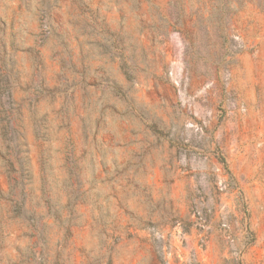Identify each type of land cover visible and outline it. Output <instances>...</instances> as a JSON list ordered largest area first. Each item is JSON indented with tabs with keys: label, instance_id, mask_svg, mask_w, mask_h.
<instances>
[{
	"label": "rangeland",
	"instance_id": "374dc122",
	"mask_svg": "<svg viewBox=\"0 0 264 264\" xmlns=\"http://www.w3.org/2000/svg\"><path fill=\"white\" fill-rule=\"evenodd\" d=\"M0 264H264V0H0Z\"/></svg>",
	"mask_w": 264,
	"mask_h": 264
}]
</instances>
